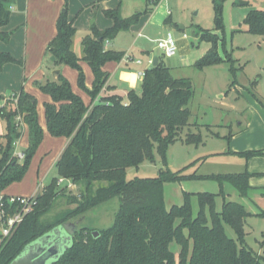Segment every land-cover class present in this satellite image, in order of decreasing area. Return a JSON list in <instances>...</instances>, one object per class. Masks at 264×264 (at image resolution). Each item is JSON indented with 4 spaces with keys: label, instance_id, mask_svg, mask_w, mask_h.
I'll return each instance as SVG.
<instances>
[{
    "label": "trees",
    "instance_id": "obj_1",
    "mask_svg": "<svg viewBox=\"0 0 264 264\" xmlns=\"http://www.w3.org/2000/svg\"><path fill=\"white\" fill-rule=\"evenodd\" d=\"M12 1L0 0V40L6 42L11 33L3 27L10 22ZM216 11L213 32L224 27L221 3H216ZM106 13L113 18V25L99 30L93 24L92 33L82 39V59L89 63L94 75L91 90L85 86L81 58L72 48L77 31L74 20L66 11L58 18L57 34L48 44L47 53L55 56L54 66L66 64L79 70V85L88 90L92 102L87 105L62 72L39 83L52 99L45 103L47 128L52 135L67 137L68 143L55 164L58 175L31 197V210L10 234L4 236L0 231V264H10L43 235L65 222L81 220L89 211L115 199L119 200V208L113 224L99 230L97 237L87 228H78L69 246L52 264H264V256L244 246V222L251 213L244 204L229 200L224 189L225 184H231L240 196H247L253 175L250 172L199 174L196 169L191 170L198 161L195 160L178 170L165 164L156 176L128 178L129 167H139L145 160L155 161V153L166 163L168 146L182 139L183 129L190 125L193 92L186 79L174 77L159 57L157 66L145 70L141 91L131 89L127 99L119 94L102 95L110 77L104 65L121 61L125 54L107 48L106 42L129 29L140 17V13L129 17L114 10ZM245 23L248 31L264 35V9L250 11ZM211 32L205 31L200 37V41L210 43L206 54L195 62L200 68L225 60L219 54V38ZM12 61L17 59L10 52L0 51V69ZM3 100L0 119L6 123V132L0 131V224L5 215L21 209L3 190L24 178L44 139L33 94L22 88L12 96L0 94V101ZM22 123L29 130V145L20 162L14 154V142L23 134ZM185 141L199 144L202 136L188 133ZM231 153L248 160L263 156L264 150ZM60 179L79 185V194H69L65 188L58 190ZM196 179L216 180L220 192H185L184 203L166 207V182ZM218 195L223 198L221 211L215 209ZM194 196L199 201L196 214ZM60 197H66L73 206L50 217ZM225 223L234 228L237 239L227 235Z\"/></svg>",
    "mask_w": 264,
    "mask_h": 264
},
{
    "label": "rangeland",
    "instance_id": "obj_2",
    "mask_svg": "<svg viewBox=\"0 0 264 264\" xmlns=\"http://www.w3.org/2000/svg\"><path fill=\"white\" fill-rule=\"evenodd\" d=\"M51 2H57L60 6V14L66 11L68 17L74 20L77 31L72 48L81 58L85 86L89 90L93 87L94 75L89 63L82 59L83 37L92 33V24L99 30L113 25V18L106 13L107 10H114L122 17L140 13L138 21L129 29L106 42L107 47L124 51V58H128L125 66L134 71H145L152 65L154 56H159L170 67L174 77L191 83L193 97L189 106L192 116L190 125L181 133L182 139L168 146L166 163L161 155L155 153V161L145 160L139 167H129L128 178L156 176L160 168L166 167L165 164L172 170H178L195 160L198 161L191 170L196 169L199 174L250 172L253 175L247 196H240L231 184H225L224 189L229 200L244 204L251 213L244 222V246L264 256V215H257L264 212V174H261L264 173L261 172L264 171V155L247 160L231 153L264 150V35L248 31L245 23L250 11L264 9V0H30V13L29 0H13L11 6L14 8L7 25V29L13 31L12 36L8 43L0 42L7 43L8 50L17 61L8 62L0 69V94L12 96L22 88L30 91L37 98L38 116L42 117L45 126L42 125L44 137L45 130L48 137L39 145L40 149L38 147L34 154L24 178L3 190V194L11 197H32L34 190L40 192L51 178L57 176L53 155L59 147L58 141L65 138L68 142L67 137L52 135L47 128L45 103L51 96L40 89L39 83L53 78V71L60 69L74 92L84 101L88 98L87 105L92 102L88 90L79 85V70L66 64L54 66L47 53L48 44L58 30L57 21L53 22L48 15ZM216 3H221L224 25L223 30H216L217 33L213 32L217 20ZM169 31L177 42V53L170 57L158 46V39L166 37ZM205 31L217 35L219 54L225 60L200 68L195 62L210 48L209 42L200 41ZM108 62L116 64L118 61ZM40 71L45 73L44 78H40ZM88 83H91L90 86ZM131 89L122 84L118 88L125 99ZM0 104H4V100ZM0 131L6 132V123L1 119ZM188 133L200 134L202 142L188 143L185 141ZM28 145L29 130L24 126L15 152H23ZM19 160L23 161L21 158ZM48 168L47 175L42 176ZM256 172L260 174H254ZM63 188L69 194L80 192V186L67 179L58 185V190ZM220 189L219 182L212 179L166 182L165 204L170 208L174 204L184 203L185 192L219 193ZM192 203L196 214L199 201L195 196ZM222 205L223 198L218 195L215 209L221 211ZM72 206L66 197H60L49 216L53 217ZM118 208V199L105 202L89 211L83 219L76 220L79 221L78 228L91 231L106 229L113 224ZM224 225L227 235L237 239L234 228L226 223ZM175 248L178 251V247Z\"/></svg>",
    "mask_w": 264,
    "mask_h": 264
},
{
    "label": "water",
    "instance_id": "obj_3",
    "mask_svg": "<svg viewBox=\"0 0 264 264\" xmlns=\"http://www.w3.org/2000/svg\"><path fill=\"white\" fill-rule=\"evenodd\" d=\"M241 3H246L242 1ZM184 29V26H181ZM55 56H51L50 60L55 61ZM159 63V56H154L152 65L157 66ZM60 69H55L54 74H59ZM187 86L191 87V83L187 81ZM79 221L65 222L49 233L43 235L36 241L29 244L24 251L15 258L10 264H52L57 259L62 251L69 246L72 236L78 230ZM95 237L100 235L99 230H94Z\"/></svg>",
    "mask_w": 264,
    "mask_h": 264
},
{
    "label": "crops",
    "instance_id": "obj_4",
    "mask_svg": "<svg viewBox=\"0 0 264 264\" xmlns=\"http://www.w3.org/2000/svg\"><path fill=\"white\" fill-rule=\"evenodd\" d=\"M47 1H49V0H47ZM50 1H53V0H50ZM56 3L57 2H53V3L51 2L50 3V7L48 9V10H50V14L48 13V15L50 16L51 19H53V22L58 21V18L60 16V6L57 5ZM28 6H29V13H30V10L32 11V8L30 6V0H29V5ZM12 7L13 6H11V9H12ZM3 30H5L7 32H10L11 36H12V32L13 31L12 30H8L7 26L3 27ZM10 39H11V37H10ZM7 43L5 44V42H0V51H8V52H10L8 50L9 48L7 47ZM28 49H29V44L27 46V51H28ZM126 60H128V58H124L123 57V59L121 61L116 62V64H113L114 62H108L107 64L104 65L103 68H104V70H106V71H108L110 73V77H109V79L107 81V86L105 87V89L102 92V95H106V94L107 95L108 94H119V95H122L121 93H119V90H118V88L120 87L121 84L123 86L135 89L137 91H141V86H142V78L141 77L142 76L140 75V72H142L143 70L141 69V70H138V71H134V70L128 69L125 66V64L127 63ZM62 66H65V65H62ZM39 76H40V78H44L45 77V73L40 71ZM88 84L90 86L91 83H88ZM27 92L31 93L30 91H27ZM2 95H4V94H2ZM50 101H52L51 97H49L48 101H46V102H50ZM88 102H89L88 98H85V103L88 104ZM39 118H40L39 121H40L41 125H43L42 117L40 116ZM46 123H47V121H46ZM47 135H48L47 131L45 130V137L43 139L44 141L47 139V137H48ZM61 139L62 138H60V140ZM67 143H68L67 139H65V138L62 139L61 141H58V144H59L58 146L59 147H57L58 149H57L56 153H54V155H53V160H54L53 161V166L54 167H55L56 161L61 156L63 150L65 149V147L67 145ZM39 149H40V147H39ZM236 152H239V151H236ZM31 165H32V163L30 164V166ZM47 172H49V168L45 171V173H43L42 176H44V175L46 176ZM261 172H264V171H261ZM51 179H50V181H51ZM8 194H10V192ZM32 194H36V190H34V192Z\"/></svg>",
    "mask_w": 264,
    "mask_h": 264
},
{
    "label": "built area",
    "instance_id": "obj_5",
    "mask_svg": "<svg viewBox=\"0 0 264 264\" xmlns=\"http://www.w3.org/2000/svg\"><path fill=\"white\" fill-rule=\"evenodd\" d=\"M186 36V34H185ZM158 46L162 48L167 56H173L177 53V42L176 39L174 38L173 34L169 31L166 37H163L161 39H158ZM141 63V61H138ZM151 62V61H150ZM145 71L140 72L141 76H144ZM2 104H0L1 106ZM19 120H21L19 116ZM25 125L23 123L21 124V127L24 128ZM19 140V139H18ZM18 140L14 142V147L18 145ZM15 155L18 156L21 159H24V152H20L17 154L15 152ZM63 179H60V182H62ZM33 197V196H32ZM32 198H26V197H12L10 199L11 202L17 201L21 205V209L16 210L12 214L5 215V218L2 219L1 221V232L4 236H7L10 234L12 229L22 221L23 217L25 216L26 213H28L31 210L32 207ZM4 213V211H3Z\"/></svg>",
    "mask_w": 264,
    "mask_h": 264
}]
</instances>
